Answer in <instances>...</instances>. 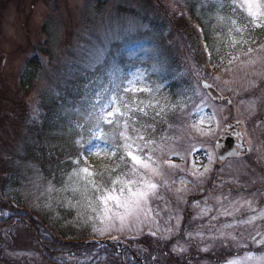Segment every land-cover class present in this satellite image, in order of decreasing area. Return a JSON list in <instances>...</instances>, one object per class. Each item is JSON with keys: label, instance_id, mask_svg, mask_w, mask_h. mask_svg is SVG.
I'll list each match as a JSON object with an SVG mask.
<instances>
[{"label": "rangeland", "instance_id": "374dc122", "mask_svg": "<svg viewBox=\"0 0 264 264\" xmlns=\"http://www.w3.org/2000/svg\"><path fill=\"white\" fill-rule=\"evenodd\" d=\"M141 1L0 0V109L15 113L17 117L13 120L10 116L3 117L8 121L0 128V135L6 138L13 158L23 155L24 151L21 140L24 118L18 107L22 91L17 86V78L30 56L38 55L43 71L29 90V96L24 98L27 112H32L29 109L33 110L41 93L51 89V70L58 67L59 62L64 64L72 59L67 51L85 61V70L103 66L101 73L108 78L106 83L119 82L127 74L125 69L132 65L141 66L132 70L128 79L146 77L151 86L148 74L154 77L158 73L160 78L164 77L165 71L158 65L163 62L158 51L141 35L148 30L142 24L143 14L134 17L133 13L128 15L118 11L121 7L142 12ZM159 1L166 6L165 10H171L172 0ZM151 11L149 16L158 19V14ZM45 37L51 41L52 48L49 50L46 44L43 47L40 45ZM38 45L43 51L34 53L32 48ZM111 49L106 62L105 54ZM244 55L246 57L216 75L215 80L209 78L213 82L204 79V73L199 70L194 72L192 69L188 73L181 69L177 91L179 97L184 98L176 105L179 110L173 113L174 124H168L161 136L145 137V141L151 143L145 145V141H137L143 146L139 155L145 160L150 155L152 161L148 162L160 172L152 175L140 170L157 184L150 201L152 211L149 217H125L121 223L115 212L123 213V210L115 209L111 202L109 206L113 207V211L105 215L103 205L96 200V196L102 193L93 192L83 175H74L62 187L54 189L41 185L34 173L28 174L20 180L18 194L21 199L34 211L41 210V207L45 211L54 209L55 213L61 207L75 210L76 218L87 225L89 234L93 233L95 237L114 236L124 243L128 239L149 237L152 250H161L166 246L167 252L177 260L154 261L153 264H226L228 260L243 257L249 251L260 254L264 245L256 247L251 244V236L257 230L264 232V216L261 215L264 213V92L261 88L257 94L251 93L264 80V42L255 51L249 49L241 56ZM49 56H52L50 62ZM117 57L123 60L121 65ZM202 81L212 84L232 104L213 99L201 87ZM144 92L153 96L157 93H138ZM143 103L130 106L122 99L121 107L125 111L144 110ZM174 107L167 111L173 112ZM119 119L123 125L124 119ZM229 129L244 140L247 152L243 157L218 164L214 143ZM128 132L133 135L130 130ZM137 135L145 136V133ZM119 150L128 159L125 150ZM89 160L87 157L85 161ZM128 162L130 165L129 159ZM128 172L127 179H139L138 175L131 174V170ZM112 186V182L102 184V188L111 189ZM120 187L121 184H116L117 189ZM207 209L210 211L204 215ZM252 216L257 219L247 223ZM226 224L233 226L225 227ZM222 234H225L223 239L215 242L209 239V236L221 237ZM238 241L246 242L249 247H238ZM222 243L228 246L222 249ZM173 245L184 251H174ZM134 247L143 250L138 242H134ZM63 252L66 253L65 260L55 264L112 262L100 259V255L95 261L88 262L85 255L77 257L69 249ZM221 252H226L224 260L218 258ZM25 258L26 264H41L38 257L33 259L34 255Z\"/></svg>", "mask_w": 264, "mask_h": 264}, {"label": "trees", "instance_id": "16d2710c", "mask_svg": "<svg viewBox=\"0 0 264 264\" xmlns=\"http://www.w3.org/2000/svg\"><path fill=\"white\" fill-rule=\"evenodd\" d=\"M141 2L142 12L137 13L121 7L118 11L128 15L133 13L134 17L143 14L142 24L147 26L148 30L141 35L148 39L151 47L156 48L163 61L158 65L165 71L162 78L158 73L154 74V77L148 74V80L152 89L160 86L162 88L154 96L145 92L134 95L122 91L119 95L121 104L122 99L127 104L130 103V106L144 102L142 104L145 107L144 112L140 111V108L131 112V116L137 121L134 125L137 131H131V120L128 130L133 136L144 132V137L148 139L161 136L168 128V124L173 125L175 122L172 119L173 113L179 110L176 105L184 98H180L177 91L181 69L188 73L192 69L194 72L199 70L204 73V79L215 80L216 75L219 76V73L232 67L237 60L246 57L241 55L249 49L255 51L263 44L264 27L254 28L248 23L242 33L236 32L231 21L235 19V27H243L247 17L245 12L239 10L235 15L232 13V0L205 2L172 0L169 11L165 10L166 6L159 0ZM221 4H224L223 8L220 7ZM151 10L158 14V19L149 16ZM45 39L40 45L43 47L46 44L49 50L52 48L51 41L48 37ZM40 45L32 48V51L34 53L38 50L43 51ZM111 52L112 49L105 54L106 62ZM67 55H72V59L64 64L59 62L60 65L51 70L53 74L50 80L51 89L38 96L33 110L28 108L32 112H27L24 98L29 96V90L43 71L38 55L34 54L26 60L17 78V86L22 91V101H19L18 107L22 111L20 115L24 118L21 135L24 151L23 155L13 158L12 150L5 142L6 138L0 135V264H26L27 255H34V260L38 257L41 264H55L56 261L65 260L66 253L63 251L68 249L77 257L87 256L88 262L95 261L99 255L102 260H112L111 264L177 261L167 252L166 246L161 250L159 248L152 250L149 237L128 240L125 243L117 240L100 244L87 242L95 236L93 233L89 234L88 226L76 218L75 210L61 207L55 213L54 209L45 211L41 207V210L34 211L26 206L18 194L20 180L28 174L34 173L41 185H49L54 189L62 187L74 176L73 169L77 168V165L73 164V160L76 158L75 154L79 152L78 141L87 142L95 120L94 115L87 114L88 108L83 101L94 99L93 92L97 88L101 91L104 88L110 89L113 84L128 79L129 73L141 66L132 65L125 69L127 74L119 82L106 83L108 78L101 73L103 66L85 70L83 66L85 61L79 60L69 51ZM51 59L52 56H49L48 61ZM117 59L121 65L123 60L120 57ZM86 86L90 87L91 91L86 93ZM261 88L264 92V80L253 88L251 94H257V90ZM108 95L110 96L111 92ZM173 105L174 111L168 112L167 109ZM8 113L6 109L2 111L0 109V128L8 121L3 117L10 116L12 120L17 118L15 113L10 112L9 115ZM157 113L159 115H156ZM104 130L111 133L113 129L110 125H104ZM121 157L124 159L121 160ZM88 158L89 161L80 158L78 165L79 168H88L95 174L86 178L84 173H80L87 180L95 179L98 183L110 184L130 171L126 166L129 165L128 159L119 149L115 155L110 153L103 156L89 155ZM134 242H138L143 250L135 249ZM225 253L221 252L218 258L224 260L227 256ZM156 258L158 260H155Z\"/></svg>", "mask_w": 264, "mask_h": 264}, {"label": "snow or ice", "instance_id": "6c2138e0", "mask_svg": "<svg viewBox=\"0 0 264 264\" xmlns=\"http://www.w3.org/2000/svg\"><path fill=\"white\" fill-rule=\"evenodd\" d=\"M221 8L224 7V4L220 5ZM232 13L235 15L237 10L245 12L247 19L244 21L243 27H235L236 20L231 21L232 26L236 32H243L248 23L254 28L264 27V0H232L231 3ZM221 19H223L221 17ZM207 49V46H206ZM210 55V53H209ZM92 70V69H89ZM90 84L92 82H89ZM205 89L209 88V85H203ZM161 89L157 87L155 90L147 83L146 77H140L139 79H123L119 84H113L109 88H104L101 91L97 88L93 92L94 99H85L83 101L86 108H88V115H94V126L89 132L87 142L83 140L78 141L79 143V152L76 153V158L73 160V164L77 165V168L73 169V174L79 176L80 173H84L85 177H93L95 174L90 171L88 168H79V159L86 158L89 155L103 156L115 155L119 148H123L128 159L131 161L130 165H126L130 168L132 175H138V180H129L127 176L129 172H125L124 179L117 178L112 181V188H102V182L98 183L95 179L87 180L85 183L91 186V190L96 193H102L96 196V200L103 205L102 211L105 215H108L113 211V207L117 210L122 209L123 213L116 211L115 215L119 217L121 223L124 222L125 217H135L139 219L142 215L146 218L150 216L151 207L150 201L151 197L155 195V190L157 184L154 183L151 179H148L145 173H141L140 170H145L146 173H151L152 175L160 174L159 169L152 167L148 161H152V157L149 155L147 160L144 159L140 152L143 151V146L137 141H145L143 135H130L128 129L130 127L129 120L132 122L131 131L136 132L137 129L134 125L137 123L136 119L131 116L132 109L125 111L121 107V100L119 93L122 92H132L134 95L141 91L148 92H159ZM91 91L90 87L85 88V92ZM109 92L111 95L109 96ZM124 108H127V105H124ZM140 111H143L140 109ZM156 115H159L157 113ZM124 119L123 125L120 123V119ZM104 125H110L112 127V132L108 133L104 130ZM123 128V130H121ZM151 143L145 141V145ZM243 150V144L241 142L240 149ZM124 158L121 157V160ZM211 160V157H209ZM115 171V169H113ZM205 171H208L205 168ZM121 184L119 189L116 188V184ZM110 202L113 207H110ZM92 203L91 198H89V204ZM207 209L204 211V215H207ZM264 216V213L261 214ZM215 219V217H213ZM257 219L256 216L249 218L247 223H251ZM232 224H226L225 227H232ZM170 231V229H169ZM203 238V234H200ZM225 234H222L221 237L209 236V239L215 242L217 239H223ZM168 239V237H165ZM235 239V237H233ZM251 244H254L256 247H261L264 245V232L259 230L255 231V234L251 236ZM222 247L228 246L226 243H222ZM238 247H249L244 241L237 242ZM174 251H184L183 248L177 249L173 245ZM207 251V248L204 249ZM226 264H264V249H262L260 254L254 252H246L243 257L230 259Z\"/></svg>", "mask_w": 264, "mask_h": 264}, {"label": "water", "instance_id": "95a60500", "mask_svg": "<svg viewBox=\"0 0 264 264\" xmlns=\"http://www.w3.org/2000/svg\"><path fill=\"white\" fill-rule=\"evenodd\" d=\"M205 84L209 85L208 83L203 82L201 84V86L203 87V85H205ZM205 90L210 94V96L213 99H219L220 98V94L211 85H209V88H207ZM222 144H224L225 146L222 147ZM240 144H241V142H240ZM233 146H234V139L231 137H228L225 139L219 138L216 141L214 148H215L216 156H217V159L219 162H223L228 158L239 157V155L244 151V148L242 151L241 150L233 151Z\"/></svg>", "mask_w": 264, "mask_h": 264}, {"label": "flooded vegetation", "instance_id": "af4514ba", "mask_svg": "<svg viewBox=\"0 0 264 264\" xmlns=\"http://www.w3.org/2000/svg\"><path fill=\"white\" fill-rule=\"evenodd\" d=\"M232 136L233 135V129H229V130H227V131H225L223 134H222V136L224 137V136ZM239 141V138H236L235 139V142L237 143ZM235 143V144H236ZM234 148H237V145L236 146H234Z\"/></svg>", "mask_w": 264, "mask_h": 264}]
</instances>
